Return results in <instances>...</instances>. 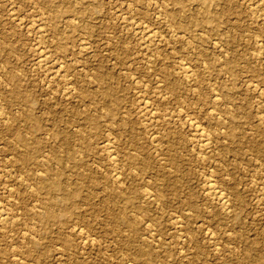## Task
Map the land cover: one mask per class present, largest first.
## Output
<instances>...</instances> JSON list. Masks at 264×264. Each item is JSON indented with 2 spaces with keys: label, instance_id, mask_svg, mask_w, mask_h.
<instances>
[{
  "label": "rangeland",
  "instance_id": "374dc122",
  "mask_svg": "<svg viewBox=\"0 0 264 264\" xmlns=\"http://www.w3.org/2000/svg\"><path fill=\"white\" fill-rule=\"evenodd\" d=\"M0 105V264H264V0H0Z\"/></svg>",
  "mask_w": 264,
  "mask_h": 264
},
{
  "label": "bare ground",
  "instance_id": "6f19581e",
  "mask_svg": "<svg viewBox=\"0 0 264 264\" xmlns=\"http://www.w3.org/2000/svg\"><path fill=\"white\" fill-rule=\"evenodd\" d=\"M259 3V2H258ZM160 9V8H159ZM125 16V15H124ZM145 24V23H144ZM22 25V24H21ZM22 27V26H21ZM35 29V28H34ZM42 29V28H41ZM47 30V29H46ZM143 31V30H142ZM41 32V31H40ZM38 35V34H37ZM180 35V34H179ZM46 38H48V37H46ZM153 39V36L152 35H149L148 37H147V41L148 42H150L151 40ZM45 40V39H44ZM144 40V39H143ZM213 40V39H212ZM215 43V42H214ZM257 43V42H256ZM259 43V42H258ZM260 44V43H259ZM84 46V45H83ZM40 52V51H39ZM47 54V53H46ZM45 55V54H44ZM49 55V54H48ZM47 56V55H46ZM46 56H45V58H46ZM151 58V57H150ZM262 59V58H261ZM41 61L43 60V58L42 59H40ZM39 60V61H40ZM45 61V60H44ZM54 63V62H53ZM50 66V65H49ZM63 66V65H62ZM183 66V65H182ZM54 68V67H53ZM185 68H187V67H185ZM54 70V69H53ZM56 70V69H55ZM191 71V70H190ZM184 72H188V71H185V69H184ZM57 74V73H56ZM62 74V73H61ZM187 76V78H188V75H186ZM52 78V77H51ZM54 78V77H53ZM69 78V77H68ZM69 84H71V83H69ZM47 85V84H46ZM65 85V84H64ZM51 86V85H50ZM48 87V86H47ZM53 87V86H52ZM57 87V86H56ZM69 87V86H68ZM194 88V87H193ZM65 89V88H64ZM63 90V89H62ZM66 90V89H65ZM74 90V89H73ZM13 92V91H12ZM53 93V92H52ZM165 95V94H164ZM211 99H212V97H211ZM2 105H0V118H3V110H2V107H1ZM153 111V110H152ZM20 114V113H19ZM7 116V115H6ZM186 117V116H185ZM184 118V117H183ZM9 120V119H8ZM10 122V121H9ZM198 124V123H197ZM194 126V125H193ZM5 127V126H4ZM196 128H198V126L197 127H195V129ZM15 131V130H14ZM201 131V130H200ZM199 131V132H200ZM223 131V130H222ZM200 133H202V131L200 132ZM157 135V134H156ZM152 136V135H151ZM199 136H200V134H199ZM18 138H20L19 136H17ZM202 137V136H201ZM201 139V138H200ZM202 140H205V139H203L202 138ZM22 141H23V139H22ZM106 142V141H105ZM205 142H206V140H205ZM209 142V141H208ZM203 143H204V141H203ZM28 144V143H27ZM109 144V143H108ZM200 144V143H199ZM28 146V145H27ZM107 149V148H106ZM108 150V149H107ZM26 152H24L23 154H25ZM114 155V154H113ZM20 156V155H19ZM26 156V155H25ZM30 156V155H29ZM111 156V155H110ZM115 156V155H114ZM204 156V155H203ZM21 157V156H20ZM28 157V156H27ZM29 158V157H28ZM27 158V159H28ZM31 158V157H30ZM28 159V160H31V159ZM21 159V158H20ZM112 160V159H111ZM27 160H25V162H26ZM27 163V162H26ZM22 164H24V163H22ZM27 165V164H26ZM209 168H211V167H209ZM5 170V169H4ZM13 172H14V170H13ZM41 173V172H40ZM39 173V175L40 176H43V175H41ZM20 174V173H19ZM30 175V174H29ZM32 175V174H31ZM45 175V174H44ZM21 176H24V174H22ZM26 176V175H25ZM39 176V177H40ZM117 176V175H116ZM208 176V175H207ZM19 178H20V176H19ZM29 178V177H28ZM41 178V177H40ZM44 178H45V176H44ZM114 178V177H113ZM117 178V177H116ZM24 179V178H23ZM254 179V178H253ZM21 180V179H20ZM22 181V180H21ZM27 181V180H26ZM25 181V182H26ZM41 181H42V179H41ZM49 182H50V180H48ZM212 181V180H211ZM24 182V181H23ZM43 182H45V183H48L47 182V179H46V181H44L43 180ZM209 182V181H208ZM213 182V181H212ZM211 182V183H212ZM51 183V182H50ZM57 183V182H56ZM211 183H209V185L211 184ZM37 184V183H36ZM215 185V184H214ZM44 186V185H43ZM47 186H49V185H47ZM57 186V185H56ZM9 187V186H8ZM36 187V186H35ZM38 187V186H37ZM40 187H42V186H40ZM46 187V186H45ZM50 187V186H49ZM215 187H217V186H215ZM214 186H212V184L210 185V187L208 188V190H210L211 191V193L213 194V197L215 196V198L217 199V201L223 206V207H225L226 209L225 210H227V206L229 205L227 202H228V200H226L225 198H226V196L225 197H223V195H221V191H220V193L218 192V190L215 188ZM51 188V187H50ZM145 188V187H144ZM218 188V187H217ZM41 189V188H40ZM48 189V188H47ZM53 189V188H52ZM74 189H76V188H74ZM36 190H37V188H36ZM49 190V189H48ZM51 190V189H50ZM207 190V189H206ZM39 191V190H38ZM68 191V190H67ZM33 192V191H32ZM206 192V191H205ZM208 192V191H207ZM35 193V192H34ZM71 193V192H70ZM73 193H74V191H73ZM209 193V192H208ZM36 194V193H35ZM210 194V193H209ZM222 194H224V193H222ZM67 195V194H66ZM68 195H70V194H68ZM71 195H73V194H71ZM69 197V196H68ZM147 197H149V195L147 196ZM152 197V196H151ZM150 198V197H149ZM41 200H44V198L43 199H41ZM47 201V200H46ZM50 201V200H49ZM227 201V202H226ZM55 202V201H54ZM53 202V203H54ZM41 203V202H40ZM44 204H45V201H44ZM43 204V205H44ZM51 203L49 202V205H50ZM56 204V203H55ZM54 204V205H55ZM43 205H42V207H43ZM46 206H47V204H46ZM221 206V207H222ZM50 207V206H49ZM52 208V207H51ZM4 210V209H3ZM19 210V209H18ZM43 210H44V207H43V209H42V212H43ZM46 210H48V209H46ZM45 210V211H46ZM160 210V209H159ZM229 210V209H228ZM5 211V210H4ZM54 211V210H53ZM0 222L2 223V226L4 225V226H9L10 228H14L15 226H17L18 225V221H16V220H18V219H15L14 217H12L10 214H8L7 212H5V213H2L3 211H1L0 210ZM49 212V211H48ZM52 212V211H51ZM44 213V212H43ZM52 214V213H51ZM55 214V212H53V214H52V216ZM112 215V214H111ZM114 215V214H113ZM38 216V215H37ZM46 216H47V214H46ZM52 216L50 217L51 219H54V217L52 218ZM54 216H56V215H54ZM114 216H116V214L114 215ZM39 217V216H38ZM48 217V216H47ZM41 218H42V216H41ZM56 218V217H55ZM178 218H180V217H178ZM36 219V218H35ZM46 219V218H45ZM48 219V218H47ZM46 219V220H47ZM122 219V218H121ZM123 220V219H122ZM171 220V219H170ZM41 221H42V219H41ZM123 223H125V222H123ZM147 223V222H146ZM180 226H181V224H179ZM148 226V225H147ZM8 227V228H9ZM19 227H20V225H19ZM218 227V226H217ZM210 228V227H209ZM15 229V228H14ZM3 230H4V227H3ZM11 230H13V229H11ZM18 230V229H17ZM20 231V230H19ZM22 231V230H21ZM82 231V230H81ZM85 231V230H84ZM207 231V230H206ZM152 232V231H151ZM180 232V231H179ZM208 232V231H207ZM230 232V231H229ZM10 233H11V231H10ZM13 234V233H12ZM212 234V233H211ZM92 239V238H91ZM93 240V239H92ZM83 241V240H82ZM85 242V241H84ZM34 243V242H33ZM35 244V243H34ZM67 244V243H66ZM36 245H38V244H36ZM179 245V244H178ZM34 247H35V245H34ZM33 247V248H34ZM38 247V246H37ZM58 247V246H57ZM69 247V246H68ZM36 248V247H35ZM34 251V250H33ZM33 253V252H32ZM15 254V253H14ZM21 254V253H20ZM24 254V253H23ZM30 254V253H29ZM67 254V253H66ZM17 255V254H16ZM32 255V254H31ZM21 256V255H20ZM16 257V256H15ZM17 257H19V256H17ZM17 257L16 258H14V256H13V258L14 259H17ZM25 257V256H24ZM30 256H28V258H29ZM32 259H31V261L32 260H34L33 259V256L31 257ZM1 259V258H0ZM20 259V258H19ZM18 259V260H19ZM25 259V258H24ZM24 259H21L20 261H22V260H24ZM3 260V259H2ZM10 260V259H9ZM28 260V259H27ZM2 262V261H1ZM11 262V261H10ZM20 263V262H19ZM27 263V262H26ZM11 264V263H10ZM21 264V263H20ZM31 264V263H30Z\"/></svg>",
  "mask_w": 264,
  "mask_h": 264
}]
</instances>
